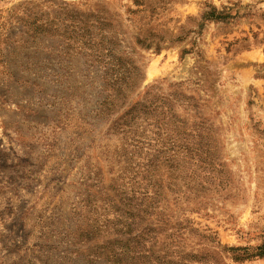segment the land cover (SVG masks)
Listing matches in <instances>:
<instances>
[{"label": "rangeland", "instance_id": "rangeland-1", "mask_svg": "<svg viewBox=\"0 0 264 264\" xmlns=\"http://www.w3.org/2000/svg\"><path fill=\"white\" fill-rule=\"evenodd\" d=\"M263 246L264 0H0V264Z\"/></svg>", "mask_w": 264, "mask_h": 264}, {"label": "trees", "instance_id": "trees-1", "mask_svg": "<svg viewBox=\"0 0 264 264\" xmlns=\"http://www.w3.org/2000/svg\"><path fill=\"white\" fill-rule=\"evenodd\" d=\"M216 11L214 10V12L212 11V13H209V14H207L206 15V18H209V19H215L216 17H215V15H214V13H215ZM218 18V17H217ZM216 18V19H217ZM247 256V255H246ZM246 256H245V258L244 259H249V256L246 258ZM256 257H264V246L263 247H259L258 248V250H257V254L255 255ZM251 258V257H250Z\"/></svg>", "mask_w": 264, "mask_h": 264}]
</instances>
